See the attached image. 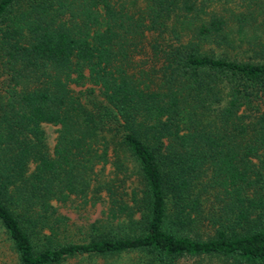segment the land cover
Segmentation results:
<instances>
[{"label": "trees", "instance_id": "obj_1", "mask_svg": "<svg viewBox=\"0 0 264 264\" xmlns=\"http://www.w3.org/2000/svg\"><path fill=\"white\" fill-rule=\"evenodd\" d=\"M214 4L0 0V264H264V35Z\"/></svg>", "mask_w": 264, "mask_h": 264}, {"label": "rangeland", "instance_id": "obj_2", "mask_svg": "<svg viewBox=\"0 0 264 264\" xmlns=\"http://www.w3.org/2000/svg\"><path fill=\"white\" fill-rule=\"evenodd\" d=\"M212 6V4H211ZM214 7L219 10L217 13L219 15L229 16L230 14L236 13H250V19H254L255 27L250 25V37L254 35H264V27H258V21L264 20V0H215ZM250 47L252 45L250 44ZM250 48V56H251ZM47 136L50 143L53 144V139L55 133L53 128L48 127ZM106 174V170L104 172ZM129 185L136 186L138 181L135 176L128 181ZM74 204L69 206L60 207L59 213L65 215L67 218L73 222V231H84V229L89 228V226L97 219L103 217L104 204L100 202L95 205H87L85 207H74ZM134 260H140L138 256L124 255V256H113V257H100V258H73L62 264H132ZM203 264H219L218 260H211L210 262L206 260L200 261Z\"/></svg>", "mask_w": 264, "mask_h": 264}]
</instances>
